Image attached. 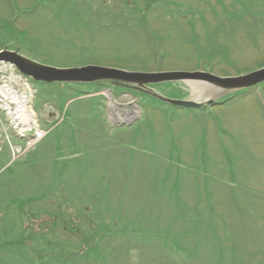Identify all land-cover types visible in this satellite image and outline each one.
<instances>
[{"label": "rangeland", "instance_id": "1", "mask_svg": "<svg viewBox=\"0 0 264 264\" xmlns=\"http://www.w3.org/2000/svg\"><path fill=\"white\" fill-rule=\"evenodd\" d=\"M133 10L125 0H0V49L64 69L233 77L264 67V0H157L145 14ZM110 81L37 84L0 63V264H59L49 261L54 249L78 256L61 264H177L153 234L186 227L202 237L192 243L213 229L225 241L238 235L249 263L264 264V82L230 90L168 81L141 97ZM31 196V205L18 202ZM127 218L146 220L138 248L146 238L152 246L120 260L119 237L95 236L93 252L105 254L93 260L64 225L97 235ZM24 237L44 249L41 260L10 243Z\"/></svg>", "mask_w": 264, "mask_h": 264}, {"label": "trees", "instance_id": "2", "mask_svg": "<svg viewBox=\"0 0 264 264\" xmlns=\"http://www.w3.org/2000/svg\"><path fill=\"white\" fill-rule=\"evenodd\" d=\"M156 1L157 0H147V1L143 0L144 4H140L136 0H132V1L131 0H125V2L130 3V6L134 9L133 10L134 13L140 12L142 14H145L144 13L145 11L150 10L152 7H154V5L156 4ZM148 27L149 26L146 25L145 28H148ZM210 61L211 60L205 61V67L209 66L208 69L213 71L215 69L213 68ZM201 66H203V65H199L198 67H201ZM113 83L112 84L114 86H118L121 89H127L125 91L133 92V91L137 90L136 93L139 94L141 97H144V95L148 94V91H146L145 89L139 88L135 85L121 83V82H113ZM57 84H58V85H56L57 87L63 85L60 83H57ZM160 85L161 84H156L155 86H160ZM166 85L169 86L172 84L166 83ZM101 89H99V90H101ZM136 93L133 92L134 95ZM228 100H230V99H228ZM46 190L47 191L42 192L41 195H37V199L39 198L38 200H41L43 198H47V196L50 195L49 189H46ZM35 198H36L35 196H31V198L21 199V200H18V202L20 201L19 203L20 204L22 203L21 205L25 206V204H27V202L29 201V205H31L32 201H34ZM12 201H14V200L12 199ZM97 201H99V199ZM84 202H85V200H84ZM237 203L238 202L234 203L236 207H238L236 205ZM79 215L77 214L76 218H79L80 217ZM90 217H94V215H92ZM90 221H92V220H90ZM127 221H128L127 223H125V224L123 223L124 225L121 224V227L118 223L101 224L99 232L97 235L90 234L89 229H84V230L79 229L78 225L75 224L74 221H71L70 223H68V221H65L64 225H65V227H69V229L77 228L76 231H74V232L80 233L79 238L84 237V242L86 241V245H88V251H87L86 256L94 254L96 257L92 258L93 260H97L98 258L103 260L104 254H105V253H103L102 255L98 256L101 253H99L98 251L93 252L94 251L93 247L96 245V243H94V240H93V239H95L94 238L95 236L101 237L103 235L110 233L111 235H114L115 237H119V238H116V241L120 244V247L123 250L120 254H118L116 256V258H119V260H120L121 258H125V259L130 258L132 255L130 253V251H132L134 249H137L138 251L139 250L148 251L150 249V247L152 246V244H150V242L146 241V239H147L146 238V239H143V241L141 242V246H140L141 248H138V242H140V240H139V238H136V236L142 229H144V228H142L143 224L145 226H149L147 224L146 220L139 223L138 226L134 225L135 220H133V222H132L129 220V218H127ZM251 222L252 221H250L249 223H251ZM206 228H207V225H206ZM101 231L103 232L102 234H100ZM213 231H214L213 236L211 238H208V236H207L206 237L207 239H205V240H207L206 242H204L205 240L201 241L198 238H196L193 243L190 241V240H192L191 237H195V236L199 237L200 236L199 234H197V230L195 228H194V231H192L190 227H188V228L186 227V230H183L182 232H180L179 235L176 237L174 236L175 231H173L172 228H170V229L169 228H164V229L159 228L156 230V232L153 235L158 237V239H160L161 241L165 242L163 247L160 248L161 250L159 252H161L163 254V256H166V259H168V261L174 260L175 263H177V264L178 263L179 264L180 263H182V264H200L199 259H201V260L203 259V261H202L203 264H251V263H249V259H248L249 256L247 254L248 247L246 248L247 245L245 244V241L239 242V238L237 237L238 235L230 238L229 241H225V238L228 235L223 236L224 238H220L219 235H217L215 229H213ZM183 232L186 234V236H184L185 234ZM28 235H30V234H28ZM88 235H90V236L88 237ZM246 237H247V235L245 236V238ZM253 237H255V235L250 236L252 241H253ZM200 238H202V237L200 236ZM42 239H43L42 241H44V242L46 241L49 245L53 243V242L51 243L50 239H48V237H46V235L42 236ZM17 241H19L18 244H19L20 250H22V251L31 250L34 253V255H36V257H39V258L41 257L40 251H43L44 249H42V247H40V246L38 247L37 244L31 243L32 238H30V237L29 238L28 237L19 238V239H16L15 241H11L10 243L11 244L12 243L17 244ZM196 241H198V242H196ZM37 243H39V241ZM151 243L156 244L157 241H152ZM143 245H145V246L142 247ZM98 249H99V247H98ZM156 249H158V246L156 247ZM41 253H43V252H41ZM50 255L52 257L49 258V261L50 262L55 261V262H58L59 264H61L62 262H65V261L68 262L70 259L78 257V256L72 255L68 258H64L55 249L51 250ZM184 257L187 259H190V261L189 262H185V261L180 262V260ZM40 260H41V258H40ZM260 260L263 262L264 258H262Z\"/></svg>", "mask_w": 264, "mask_h": 264}, {"label": "water", "instance_id": "3", "mask_svg": "<svg viewBox=\"0 0 264 264\" xmlns=\"http://www.w3.org/2000/svg\"><path fill=\"white\" fill-rule=\"evenodd\" d=\"M0 62L15 65L23 74L39 82H95L112 80L134 84L145 88L150 84L168 81L206 80L226 89L248 88L264 82V67L240 76L221 77L203 71H125L113 67L86 66L82 68H56L35 62L17 51L2 50ZM164 99V98H163ZM175 105L195 106L196 103L184 100H171Z\"/></svg>", "mask_w": 264, "mask_h": 264}, {"label": "bare ground", "instance_id": "4", "mask_svg": "<svg viewBox=\"0 0 264 264\" xmlns=\"http://www.w3.org/2000/svg\"><path fill=\"white\" fill-rule=\"evenodd\" d=\"M13 98H15V97H13ZM14 105H15V106H13V107H14V110H16V106H17L18 104H14ZM201 107H203V105H202ZM25 113H27L26 110H24V114H20L19 112L15 113V114L18 115V116H17L16 118H14V121L18 119L19 124H21L22 122H26V121H25V118H24ZM12 116H14V115H12ZM20 121H22V122H20ZM22 124H23V123H22ZM21 126H22V125H21Z\"/></svg>", "mask_w": 264, "mask_h": 264}]
</instances>
